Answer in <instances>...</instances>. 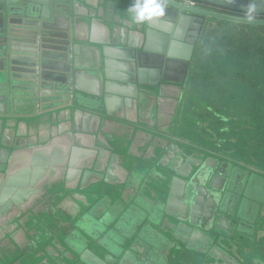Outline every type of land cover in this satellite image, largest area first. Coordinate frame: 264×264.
Here are the masks:
<instances>
[{"label": "water", "instance_id": "1", "mask_svg": "<svg viewBox=\"0 0 264 264\" xmlns=\"http://www.w3.org/2000/svg\"><path fill=\"white\" fill-rule=\"evenodd\" d=\"M67 2L0 0V252H4L7 242L17 244L22 234L37 248L31 253L24 252L31 264H171L170 260L186 264V252H193L201 261L211 264H264L261 235L264 182L252 176L246 185L247 175L240 173V185L232 187L239 177L232 173L222 202L219 196L222 181L218 176L207 186L200 179L210 173L203 171L191 176L194 171L191 165L198 166L206 151L186 144L182 137H179L180 146L169 144L176 139L172 137L176 125L164 135L158 133L163 138L164 145L160 147L163 153L175 155L168 166L174 176L164 177L172 180L166 207L135 169L133 174L141 178L134 180L131 173L132 184L128 180L125 191L119 186L121 196L113 205L109 203L105 207L102 201L92 203L97 191L82 194L78 205L83 213L70 223L69 234L55 235L59 233L34 211L48 201V192L59 188L62 179L65 181L60 190L71 196L80 175L81 181L86 182L92 173L98 176L103 173V163L110 153V163L119 157L116 149L104 147L98 137L109 122L142 123L146 128L138 126L153 135L150 116L157 95L164 89L161 85L168 78L165 74L161 76L158 68L164 63L177 64L181 77L184 76L180 79L183 83L206 30L216 25L264 29V0H256L259 13L251 23L244 18L248 0H169L165 18L141 26L129 22L127 8L132 0H97L100 5L104 2L106 12L112 14L111 21L107 16L103 22L110 21L119 28L114 26L112 38L98 44L101 46L98 64L89 72L81 55L87 44L95 42L76 34L75 28L81 23L77 14H69V4L64 6ZM92 9L89 16L85 15V22L91 26L102 18L97 5ZM61 20H72L71 32L67 26L64 35L53 34L51 31L57 30ZM125 34L138 35L140 41H130ZM46 50L50 51L48 55ZM136 50L139 51L135 55ZM148 54H152L150 60ZM141 57L151 61L150 71L138 63ZM48 58L61 64L56 72L62 76V80L58 79L61 85L46 81L45 72L56 66ZM180 93L182 99V89ZM118 97L123 98L120 109L134 113L132 119L113 114ZM136 98L138 106L134 103ZM47 125L48 134L44 132ZM60 145L65 156L63 162L51 165L52 151ZM182 145L195 148L194 154L191 157L183 154ZM156 158L152 157L151 166ZM81 159L85 165H80ZM98 180L101 181L99 177ZM102 180L104 186H117L109 184L106 177ZM130 187L134 195L127 199L125 193ZM146 192L151 198L146 197ZM72 194L77 204L78 195ZM172 198L174 208L185 210L181 220L196 229L183 226L182 222L175 226L164 219ZM205 198L215 200L216 205H208ZM207 215L215 218L214 225L204 224ZM24 218H29L28 226L24 225ZM77 227L82 231L81 236ZM212 230L217 238L210 235ZM172 233L176 236L172 237ZM44 244L47 247L39 249Z\"/></svg>", "mask_w": 264, "mask_h": 264}, {"label": "crops", "instance_id": "2", "mask_svg": "<svg viewBox=\"0 0 264 264\" xmlns=\"http://www.w3.org/2000/svg\"><path fill=\"white\" fill-rule=\"evenodd\" d=\"M68 4L70 10L69 14H77V20L81 23L78 28H75L76 34L80 38H88L95 42L94 44H87L85 46V53L81 55V60L83 61V65L85 66L84 68L87 72H89L92 69L96 68L98 64L99 53L101 51V46L98 44L105 43L106 40H110L112 38L111 31L113 33V27L115 26L119 28V26L115 25L114 23H110L112 14L106 12L107 5L104 2H102V4L100 5L97 4V0H68V2L64 4V6L67 7ZM94 5H97V8H99V13L101 14L102 18L98 19V21L95 23L96 25L91 26V24L89 25V23L85 22V20H87L85 15L89 16L94 11L92 9ZM107 16L110 17L109 23L103 22L104 18ZM58 17L64 19L61 16ZM59 24L57 25V30L51 31L53 34L64 35V29H66L67 26L70 29L69 31L71 32L72 20H67L66 22H63V20H61ZM125 37L130 38V41H140V36L138 35L129 37V34H125ZM1 39L2 35H0V40ZM169 46L170 44L168 43L167 50L169 49ZM138 51L139 50H136L134 52L135 55L138 53ZM49 52L50 51L48 50L45 51L47 55ZM151 56L152 54H148L149 60ZM136 59L138 60V57H136ZM149 60L147 61L144 57H141L138 63L140 62L144 66V68L148 67L146 71H150L149 66L151 61ZM47 61L49 63H56L54 64L56 66L50 67L51 69L45 72L46 81L48 82V84H53L54 86L61 85L58 79H61L62 76L59 73H56L58 67L61 65L60 62L57 63V61H54L50 58H48ZM158 70L161 73V76L165 74L168 78L161 85V87L164 89L163 91H161V95H157V104L155 106L154 113L152 114V116H150L149 123L152 126L151 132L154 134L150 135L149 132L142 129L146 128L145 124L142 123L134 124L128 121H122L118 123H114L112 121L109 122L108 125H106V127L103 129L104 132L102 134L99 133L98 137L104 147L108 145L116 149V152H114L118 154L119 157L110 163L112 157V153H110L107 160L103 163V173L99 176L98 173H95L93 171L94 173H92L91 176L87 177L86 182L81 181V175L78 177V183L77 187L75 188V192L71 191L72 193H76L78 195L77 204L75 203V199L73 198V194L71 192V196H69L70 194L66 193V191L64 192V190H60L62 186L61 183H64L65 181L64 179H62V181L59 182V188L48 192V201H45V203H43L41 206H37V209L35 208V215L37 214V216L47 222L53 231L59 233L57 234L58 236L69 234V232L72 231L70 223H72L74 219L77 218V216L83 213V211L80 209L81 207L78 205V203L81 205L80 196L82 194L89 192L95 193L97 191L96 196L93 197L92 203L102 201V204L106 207V205H108L109 203H111V205L116 203V201L121 196L119 186H121L120 188L122 190L124 188L123 191H125L126 186L124 184L129 180L131 173L134 180H139L141 178L138 174H133V172H136L134 171L135 169L141 173L142 178L147 183V187L151 192H155L154 189H151V187H157L158 185L160 186L161 182L165 183V175H169L168 173L173 174V172L168 169V166L174 161L175 155L173 152H168L167 154L163 153V150H161L160 147H163L164 142L162 141L163 138L158 136V133L164 135L170 130L172 125L178 126V128L175 126L176 128H174L172 132L173 140L174 137L176 139L174 141H169V144H177L180 146L179 141L181 139H179V137H181V128L179 127V116L182 104V99H180V90L183 84L182 82L180 83V79L183 80L184 76L181 77V68L177 64H169L168 66L166 65V63H164L160 68H158ZM185 80H187V75L185 77ZM120 99L121 100H119V97L116 98V100H119V102H116V104L113 105V114H120L123 117L132 119L134 117L133 112L131 113L120 109V107L122 106L121 101L123 98L121 97ZM136 99L137 101H134V103H137L138 106L139 101L138 98ZM141 102L144 101L142 100ZM137 106L134 105L133 108L136 109ZM138 110L139 109H136V112ZM138 125L142 128H140ZM49 129V125L45 126L44 132L48 134L47 131ZM64 135H69V133H64ZM114 136H116L117 138H121V140L116 141ZM82 149L84 148L80 147V150ZM52 155V161H50L51 165H57V161H60V163H62L63 158L65 157L62 146H55L52 151ZM153 156H157L158 158H156L155 165L151 166L150 162H152ZM79 163L80 165L86 164V162L82 159L79 161ZM91 165H93L94 167L96 165V160L92 161ZM98 177L101 179V181L98 180ZM105 177L108 179L107 181L109 184H116L117 186H104V180L102 179H104ZM102 185L106 188H104V191H102L101 193L100 191ZM147 194L148 192L145 193V195ZM133 195L134 190L130 187V190H127L125 196L127 199H131ZM142 195L144 196V194ZM99 212L101 213L100 210ZM111 212L114 211L111 210ZM118 215L119 214L117 213V216ZM29 218H24L25 226L29 225ZM76 231L79 236L82 235V231L79 227H77ZM261 235L264 236V231L263 233H261ZM16 241L17 244H15L16 242L13 241L12 243L7 242L6 244H4V252H0V264H31V262L29 261L30 259L19 257L22 251H24L25 253H31L32 251L37 250V248L34 247L31 241H27V239L22 237V234ZM46 247H44L43 249H45ZM39 249H41V246H39ZM262 250H264V246Z\"/></svg>", "mask_w": 264, "mask_h": 264}, {"label": "rangeland", "instance_id": "3", "mask_svg": "<svg viewBox=\"0 0 264 264\" xmlns=\"http://www.w3.org/2000/svg\"><path fill=\"white\" fill-rule=\"evenodd\" d=\"M224 26H210L197 49L181 95V137L264 172V30ZM193 149L181 147L190 157Z\"/></svg>", "mask_w": 264, "mask_h": 264}, {"label": "flooded vegetation", "instance_id": "4", "mask_svg": "<svg viewBox=\"0 0 264 264\" xmlns=\"http://www.w3.org/2000/svg\"><path fill=\"white\" fill-rule=\"evenodd\" d=\"M194 64L191 65V68L190 70L188 71V75H187V80L183 82L182 86H181V89H182V93H184L185 91V88L189 85V80H190V77L192 76L193 72H194ZM184 89V90H183ZM187 93V92H186ZM194 99H197V98H194ZM181 117V111H180V116L179 118ZM178 118V119H179ZM193 145V144H191ZM194 147L196 148H200L198 147L197 145H193ZM195 149V148H194ZM193 149V151H194ZM202 150L206 151V154H207V158L204 159L202 162H199V165H195V166H192L191 165V168L193 167L194 168V171H192V174L191 176H193L195 173H199V172H203V171H206L207 173H210L209 176L207 178H201L200 180L202 182H204V185L207 186L209 184L212 183L213 181V178L215 176H218L222 183H220L221 185V191H220V200L223 202L224 201V189L225 187L228 185V181L230 179V176L232 173H235V174H238V179H237V182H236V185H232V187H237L240 185V182L242 181L240 178L242 177V175L240 173H244L247 175V183L246 185L249 183V181L251 180L250 177L252 176H256L258 178V180H261L264 182V172L262 171H258L256 169H253L251 167H249L248 165L246 164H241L239 162H236V161H228V160H225L224 161L222 159H220V157L222 156L221 154L219 153H214V152H211L210 150H208L207 148H202ZM211 154V155H210ZM213 155V156H212ZM209 160L210 163H206L205 161ZM230 160V159H229ZM196 163V162H195ZM219 171V172H218ZM169 176H174V174H170L168 173ZM226 178H228V180H225ZM225 180V182H224ZM171 184H172V180H168L165 178V183H160V186L158 185L157 187H151V189H154L155 193L157 194L158 198H159V202L160 203H163V206L166 207V204L168 203V201L170 200V187H171ZM219 185V186H220ZM246 187V186H245ZM244 187V189H245ZM147 198H151L149 194L146 195ZM145 197V198H146ZM206 197V196H205ZM203 200V199H202ZM201 200V201H202ZM175 204V199L172 198V200L170 201V205H169V208H167V213L168 215H165V218L166 220H169L171 222L172 225H178V223L181 224L182 222V225L183 226H190L191 229H196L193 225H190L188 223V221H182L181 220V217L183 216V213L185 212L184 209H180V208H174L173 204ZM208 203V205L210 206H214L216 205V201L215 200H207L205 198V203ZM172 204V206H171ZM165 207L164 209L162 210L163 214L166 213L165 211ZM180 209V210H179ZM175 214V215H174ZM169 215H174L175 217L173 216H169ZM215 218H211L210 215H207L206 217V220L204 221V224L205 225H214L215 224ZM55 232V231H54ZM57 235V234H55ZM211 236H215L217 238V234L212 230L211 231ZM173 236H176L175 233H172V237ZM224 237V234L223 236ZM239 237L238 240H241V236L238 235L237 238ZM47 244H44L41 246V250L46 247ZM180 246V245H179ZM185 257L187 258L185 261H186V264H211V262H205L204 260H200L201 258L199 257V255H196L195 253L193 252H186L185 254ZM19 258H28V256L24 253V251L21 252V255ZM168 263H171V264H176L175 261H168Z\"/></svg>", "mask_w": 264, "mask_h": 264}, {"label": "clouds", "instance_id": "5", "mask_svg": "<svg viewBox=\"0 0 264 264\" xmlns=\"http://www.w3.org/2000/svg\"><path fill=\"white\" fill-rule=\"evenodd\" d=\"M169 0H132L127 8V15L131 24L141 26L159 21L167 15ZM259 13L256 0H248L244 6L246 22H253Z\"/></svg>", "mask_w": 264, "mask_h": 264}, {"label": "trees", "instance_id": "6", "mask_svg": "<svg viewBox=\"0 0 264 264\" xmlns=\"http://www.w3.org/2000/svg\"><path fill=\"white\" fill-rule=\"evenodd\" d=\"M230 28H236V29H248V30H264L261 28H252V27H241V26H229Z\"/></svg>", "mask_w": 264, "mask_h": 264}]
</instances>
